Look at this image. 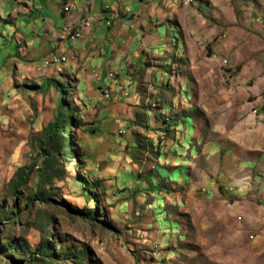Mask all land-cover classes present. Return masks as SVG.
I'll return each mask as SVG.
<instances>
[{
    "label": "rangeland",
    "instance_id": "obj_1",
    "mask_svg": "<svg viewBox=\"0 0 264 264\" xmlns=\"http://www.w3.org/2000/svg\"><path fill=\"white\" fill-rule=\"evenodd\" d=\"M184 1L160 19L180 37L175 78L191 106L169 121L139 112L134 165L112 164L113 135L85 130L74 81L13 77L0 120V264H264V121H243L264 120V0ZM60 100L79 126L48 139ZM187 114L225 146L215 163L239 167L245 190L219 185L200 205L160 176Z\"/></svg>",
    "mask_w": 264,
    "mask_h": 264
},
{
    "label": "crops",
    "instance_id": "obj_2",
    "mask_svg": "<svg viewBox=\"0 0 264 264\" xmlns=\"http://www.w3.org/2000/svg\"><path fill=\"white\" fill-rule=\"evenodd\" d=\"M175 8L180 13L185 7H175L171 0H0V120L7 118V91L13 77L42 71L38 67L44 59L64 56L65 61L52 62L42 72L74 81L77 107L88 116L85 130L113 135L120 149L111 147L112 164L134 165L130 147L135 146L132 132L139 112L146 110L151 119L161 116L169 121L170 112L177 113L185 103L180 91L186 86L175 78L172 53L178 37L160 19ZM108 16H113L111 25L106 24ZM80 18L90 19L92 29L79 40L61 42L58 33L63 25ZM178 41L181 47L180 37ZM95 73L102 79L97 81ZM187 103L190 109V99ZM252 116L243 121H264ZM181 119L174 125L178 145L172 156L162 158L160 169L164 180L181 189V201L203 205L218 195L219 185L234 193L235 188L245 190L248 183L239 167L233 172L215 163V154L225 146L213 145V132L197 125L190 114ZM2 129L0 125V133Z\"/></svg>",
    "mask_w": 264,
    "mask_h": 264
},
{
    "label": "built area",
    "instance_id": "obj_3",
    "mask_svg": "<svg viewBox=\"0 0 264 264\" xmlns=\"http://www.w3.org/2000/svg\"><path fill=\"white\" fill-rule=\"evenodd\" d=\"M109 6V5H108ZM126 13H130L131 8L126 7ZM113 16H108V20L106 21V24L111 25V20ZM69 23V21L67 22ZM93 27V22L88 19V18H80V25L79 26H74L73 31H65V25L61 28L60 32L58 33V38L61 42L65 41H76L81 38H83ZM66 60V57H61V56H52L50 58L44 59L41 63V65L38 67V70H43L44 68L49 67V62H58L61 63ZM114 74L110 73L108 75V78H112ZM94 77L97 81L101 80V76L98 73L94 74ZM104 95L106 98H109V92L108 90H105ZM261 111H264L261 110Z\"/></svg>",
    "mask_w": 264,
    "mask_h": 264
},
{
    "label": "trees",
    "instance_id": "obj_4",
    "mask_svg": "<svg viewBox=\"0 0 264 264\" xmlns=\"http://www.w3.org/2000/svg\"><path fill=\"white\" fill-rule=\"evenodd\" d=\"M63 108L64 103L62 100H60L53 122L50 124L49 129L47 130L48 139H53L61 135V133H63L66 128H70L72 126H79L76 118H67V114L63 111ZM14 190V193L17 194V188H15ZM37 197L40 198V195H37ZM45 250L48 259L53 260L54 253L48 248H45Z\"/></svg>",
    "mask_w": 264,
    "mask_h": 264
},
{
    "label": "bare ground",
    "instance_id": "obj_5",
    "mask_svg": "<svg viewBox=\"0 0 264 264\" xmlns=\"http://www.w3.org/2000/svg\"><path fill=\"white\" fill-rule=\"evenodd\" d=\"M184 2L185 3H190L191 0H186ZM79 25H80V20L72 19V20L69 21V23L65 24V31H73L74 30V26H79ZM107 25H110V24H107Z\"/></svg>",
    "mask_w": 264,
    "mask_h": 264
}]
</instances>
